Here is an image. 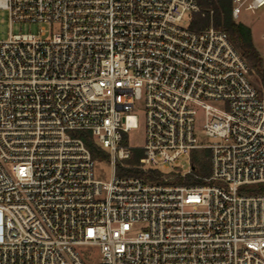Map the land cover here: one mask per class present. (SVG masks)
<instances>
[{"label": "built area", "instance_id": "obj_1", "mask_svg": "<svg viewBox=\"0 0 264 264\" xmlns=\"http://www.w3.org/2000/svg\"><path fill=\"white\" fill-rule=\"evenodd\" d=\"M232 3L238 19L264 0ZM0 8L51 27L0 40V264H264V94L225 30L191 27L197 0ZM140 105L142 147L128 135ZM88 137L109 154V181ZM137 149L145 175L189 156L173 173L202 183L119 175ZM204 151L209 175L194 173Z\"/></svg>", "mask_w": 264, "mask_h": 264}, {"label": "trees", "instance_id": "obj_2", "mask_svg": "<svg viewBox=\"0 0 264 264\" xmlns=\"http://www.w3.org/2000/svg\"><path fill=\"white\" fill-rule=\"evenodd\" d=\"M200 11L194 15L191 27L196 30L206 29L210 26L225 30L231 41L240 50L242 55L247 60L251 73L253 69H258L261 75V83L264 87V68L263 59L254 46L252 30L249 26L242 22L235 20L232 14L233 3L232 0H197ZM264 94V93H263ZM86 143L90 148L93 157H104L106 154L98 148L92 138L88 137ZM142 151L137 149L134 151L133 157L128 160L129 168H118V174L124 176H143L147 181L164 182L162 173L159 171H152L150 174L145 175L141 170L133 167L138 162ZM194 173L209 175V159L208 155L204 152H197L193 157ZM174 183L177 184H200L202 181L194 180L192 175L182 177L180 174L172 173Z\"/></svg>", "mask_w": 264, "mask_h": 264}, {"label": "rangeland", "instance_id": "obj_3", "mask_svg": "<svg viewBox=\"0 0 264 264\" xmlns=\"http://www.w3.org/2000/svg\"><path fill=\"white\" fill-rule=\"evenodd\" d=\"M235 20L238 22H242L251 28L253 43L263 59L262 67L264 68V4L256 9L251 8L248 10H244L242 15ZM184 24H187V17L184 21ZM43 27H45L46 29V37H49L51 34V27L49 24L40 22H13L12 24H10L8 10L0 8V40L8 39L11 33H34L40 35L41 29ZM251 77L253 83L259 89V91L261 93H264V87L260 80L261 75L259 70L253 69ZM137 113L139 115V126L137 129H133L128 134L129 142L133 146L142 147L145 140V118L142 105L139 106ZM198 123V126L201 128L203 119L201 118ZM197 134L201 142H208V138L205 136L203 130H199ZM204 153L209 155L208 151H204ZM105 154L106 155L104 157H97L95 159L94 174L97 179L109 181L113 175V167L110 163L109 154ZM125 164H128V161L118 162V168L122 167ZM191 167L192 164L190 157L185 156L180 158L177 163L170 165L169 167L161 166L160 171L162 174H172L173 170L177 168L184 173L188 171ZM170 182L174 183V179H170ZM82 250H86L87 253H89L90 256L95 259H97L100 255L99 249L97 247L82 248Z\"/></svg>", "mask_w": 264, "mask_h": 264}, {"label": "crops", "instance_id": "obj_4", "mask_svg": "<svg viewBox=\"0 0 264 264\" xmlns=\"http://www.w3.org/2000/svg\"><path fill=\"white\" fill-rule=\"evenodd\" d=\"M234 17V16H233Z\"/></svg>", "mask_w": 264, "mask_h": 264}]
</instances>
